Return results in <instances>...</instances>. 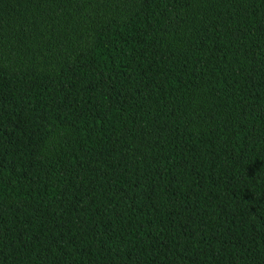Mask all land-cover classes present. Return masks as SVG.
Instances as JSON below:
<instances>
[{
  "label": "trees",
  "instance_id": "obj_1",
  "mask_svg": "<svg viewBox=\"0 0 264 264\" xmlns=\"http://www.w3.org/2000/svg\"><path fill=\"white\" fill-rule=\"evenodd\" d=\"M0 264H264V0H0Z\"/></svg>",
  "mask_w": 264,
  "mask_h": 264
}]
</instances>
